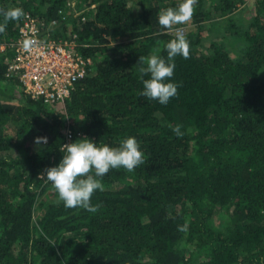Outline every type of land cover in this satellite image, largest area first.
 <instances>
[{
	"label": "trees",
	"instance_id": "obj_1",
	"mask_svg": "<svg viewBox=\"0 0 264 264\" xmlns=\"http://www.w3.org/2000/svg\"><path fill=\"white\" fill-rule=\"evenodd\" d=\"M68 1L0 0L59 16L57 32L76 31L94 58L65 105L50 106L6 74L0 51V94L20 101L0 98V264H264V0L249 17L237 12L247 0H198L185 35L190 56L175 58L178 93L166 105L139 95L136 62L167 56L172 38L157 14L179 0ZM224 17L222 38L207 44L203 30L213 35ZM20 22L9 21L0 41L14 39ZM70 118L71 142L85 137L78 129L110 146L133 136L144 153L132 172L99 177L95 213L56 203L38 178L62 159ZM177 124L182 137L168 126Z\"/></svg>",
	"mask_w": 264,
	"mask_h": 264
},
{
	"label": "clouds",
	"instance_id": "obj_2",
	"mask_svg": "<svg viewBox=\"0 0 264 264\" xmlns=\"http://www.w3.org/2000/svg\"><path fill=\"white\" fill-rule=\"evenodd\" d=\"M198 0H179L175 7H167L158 12V24L172 32L175 25L188 23L194 14ZM25 12L21 7L0 8V33L5 32L9 21H19ZM22 48L31 52L38 47L40 41L31 38L27 33L22 34ZM167 56L154 51L148 56H139L136 64L141 65L139 71L142 77L143 90L140 96L149 100H157L166 105L178 93V87L172 81L175 69V58L190 56V44L186 36L176 30L175 38L164 45ZM147 78H144V77ZM177 137H182L181 125H168ZM38 146L47 144L46 136H37L34 140ZM63 153L62 159L56 166L48 167L38 174V178H45L51 183L58 195L56 203L63 202L67 209L80 208L95 213L98 206H93L91 198L96 190L103 191L104 185L99 177L108 174L111 169H126L132 172L144 163V153L140 144L133 136L120 141L118 146L97 144L88 137L79 138L74 142L64 143L59 146ZM177 230L187 232V223L178 225Z\"/></svg>",
	"mask_w": 264,
	"mask_h": 264
},
{
	"label": "built area",
	"instance_id": "obj_3",
	"mask_svg": "<svg viewBox=\"0 0 264 264\" xmlns=\"http://www.w3.org/2000/svg\"><path fill=\"white\" fill-rule=\"evenodd\" d=\"M68 6L74 8L75 0H69ZM24 12L16 37L0 41V51L6 53V74L18 77L24 90L32 97L48 105H65L76 83L92 69L94 58L82 50V46L88 44L79 41L76 31L59 34V16L48 17L30 10ZM58 13L62 15L64 8H59ZM81 14V18L85 19L86 13ZM187 28L186 24L175 25L172 32H166L173 39L176 30L185 35ZM24 33L40 41L31 52L22 48ZM68 123L64 143H70L74 136L70 119ZM77 131L79 135L86 136L84 131Z\"/></svg>",
	"mask_w": 264,
	"mask_h": 264
},
{
	"label": "rangeland",
	"instance_id": "obj_4",
	"mask_svg": "<svg viewBox=\"0 0 264 264\" xmlns=\"http://www.w3.org/2000/svg\"><path fill=\"white\" fill-rule=\"evenodd\" d=\"M131 3H132V1H131ZM253 3H254V0H247L244 4H241L240 5V7H239V9L237 10V12L239 13V12H241L245 17H249V14H251L252 13V6H253ZM76 4V3H75ZM209 6H210V4H209ZM136 7H138V6H136ZM79 11V10H78ZM227 19V17H224V18H219V22L216 24V27H215V29H214V34L213 35H210L211 34V32H210V30H208V29H205V30H203V34L204 35H206V39H205V42L208 44L209 43V41H210V38L211 37H213L214 35H217L216 33H218L219 32V35L217 36L218 38H222V29H225V27H226V21H224V20H226ZM206 22H208V21H206ZM209 23V22H208ZM186 25H187V29H188V31L189 30H192V29H194L196 26H195V23H194V21H192V19L188 22V23H186ZM220 26H222V28H220ZM219 29V30H218ZM188 31H187V33H188ZM217 31V32H216ZM186 33V34H187ZM185 34V35H186ZM226 42L227 43H231V49L233 50V52L232 53H235V52H237L238 50H239V48H240V46L241 45H239V44H233V41L231 40V39H228V40H226ZM0 98L1 99H4L7 103H19L20 101L18 100V99H16V98H9V97H7L6 95H2V94H0ZM50 106H53V105H50ZM54 106H56V105H54ZM70 120H71V118H70ZM71 122H73V121H71ZM73 123H75V122H73Z\"/></svg>",
	"mask_w": 264,
	"mask_h": 264
}]
</instances>
